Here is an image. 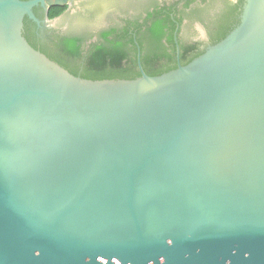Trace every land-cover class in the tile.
Wrapping results in <instances>:
<instances>
[{
  "label": "water",
  "instance_id": "95a60500",
  "mask_svg": "<svg viewBox=\"0 0 264 264\" xmlns=\"http://www.w3.org/2000/svg\"><path fill=\"white\" fill-rule=\"evenodd\" d=\"M0 0V264H264V0L186 66L87 80Z\"/></svg>",
  "mask_w": 264,
  "mask_h": 264
},
{
  "label": "flooded vegetation",
  "instance_id": "af4514ba",
  "mask_svg": "<svg viewBox=\"0 0 264 264\" xmlns=\"http://www.w3.org/2000/svg\"><path fill=\"white\" fill-rule=\"evenodd\" d=\"M33 1V0H22ZM243 0H67L60 7H50L46 12L42 5L33 9L39 22L46 19L54 21L53 26H38L33 20L25 18V23L33 32L39 45H48L55 36H91L88 44L96 42L102 31L117 29L122 32L130 28V34L138 35L142 39L152 22L157 19L172 21L173 32L167 30L168 36L172 34L173 44L164 40L166 48L159 56L162 59L155 61L157 68H165L171 61L166 54L175 58L177 65L188 62L194 55L205 52L209 46L215 45L218 38L225 32L233 30L236 26V7L243 5ZM64 11L50 18L54 9ZM151 15V17H150ZM134 33V34H133ZM144 40V39H143ZM50 46V45H49ZM137 62L147 55L152 56L153 48L144 40L142 46L137 43ZM182 48H186L183 51Z\"/></svg>",
  "mask_w": 264,
  "mask_h": 264
},
{
  "label": "trees",
  "instance_id": "16d2710c",
  "mask_svg": "<svg viewBox=\"0 0 264 264\" xmlns=\"http://www.w3.org/2000/svg\"><path fill=\"white\" fill-rule=\"evenodd\" d=\"M242 7L243 5L236 7L235 11H242ZM63 11L64 8L54 9L50 18L60 15ZM241 11H239L240 15ZM235 15L233 22L235 23L234 26L237 27L240 19H238V13L236 14L235 12ZM164 22V19L153 21L147 31L142 34V39H139L138 35L134 37V35L130 34V28L126 27L122 32L115 28L109 31H102L98 35L97 41L90 44L88 42L91 41V36L71 34L68 36H55L54 40H50L48 45H39L36 35L30 31L29 25L26 23L24 36L34 49L40 51L76 77L93 81L135 80L141 77L136 56L137 43L142 46L144 40L146 42L150 41L153 47L151 52L154 53L152 56L143 57L141 61V65L148 76L157 77L177 69L178 65L175 58L168 54H166L165 58L169 59L171 63L169 65L166 64L164 69L157 68L154 65L155 61L162 59V55L159 56L157 54H161L166 50L164 40L173 44V36L172 34L168 36L166 30L169 29V32L172 33L174 30L173 28L171 29L173 23L169 19L168 24ZM233 30L225 32L217 39L215 45L225 39ZM182 49L186 51V48ZM204 53L201 52L196 56L194 55L188 62H182V66L188 65Z\"/></svg>",
  "mask_w": 264,
  "mask_h": 264
}]
</instances>
